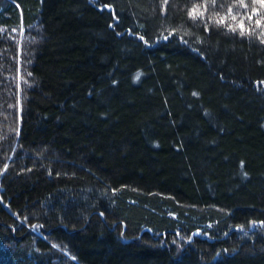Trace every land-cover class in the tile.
Here are the masks:
<instances>
[{
    "label": "trees",
    "instance_id": "1",
    "mask_svg": "<svg viewBox=\"0 0 264 264\" xmlns=\"http://www.w3.org/2000/svg\"><path fill=\"white\" fill-rule=\"evenodd\" d=\"M243 3L0 0V264H264Z\"/></svg>",
    "mask_w": 264,
    "mask_h": 264
},
{
    "label": "snow or ice",
    "instance_id": "2",
    "mask_svg": "<svg viewBox=\"0 0 264 264\" xmlns=\"http://www.w3.org/2000/svg\"><path fill=\"white\" fill-rule=\"evenodd\" d=\"M212 2L215 3V0H212ZM255 2H259L262 6H264V0H255ZM240 5L243 6V7H247V5L243 3V0H240ZM203 15H204V13L202 11H199V7L198 6L194 7L193 10H191L189 12V16L192 17L193 19L197 18L198 16L202 17ZM229 15H231V8H229ZM224 19H225L224 17H221L219 19V21H217V22L218 23H223ZM231 19L232 20H236V16L231 15ZM257 23H259V21ZM238 26L241 28L240 34L244 35L245 32L243 31V24L240 23ZM231 30L232 31H236V28L233 27V28H231Z\"/></svg>",
    "mask_w": 264,
    "mask_h": 264
}]
</instances>
